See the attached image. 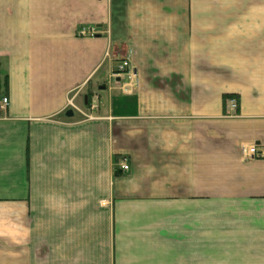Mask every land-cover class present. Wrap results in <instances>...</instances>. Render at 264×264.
Listing matches in <instances>:
<instances>
[{"label":"crops","instance_id":"1","mask_svg":"<svg viewBox=\"0 0 264 264\" xmlns=\"http://www.w3.org/2000/svg\"><path fill=\"white\" fill-rule=\"evenodd\" d=\"M4 98L0 264H264V0H0Z\"/></svg>","mask_w":264,"mask_h":264},{"label":"built area","instance_id":"2","mask_svg":"<svg viewBox=\"0 0 264 264\" xmlns=\"http://www.w3.org/2000/svg\"><path fill=\"white\" fill-rule=\"evenodd\" d=\"M83 35H91L93 36L95 34V30H90V31H85L82 33ZM114 77H119V78H126L129 80L130 82H135V74L133 72V69L131 67V62H130V56H128L126 59L123 60V62L121 63V65L118 67L117 71L113 73ZM135 91L138 92L139 91V87L136 83L135 86ZM8 104V100L4 99L3 100V108H5ZM70 106L73 107L74 109H76L77 111H79L81 113V111L73 104V102H70ZM237 108V100L236 99H232L230 100V111L233 112L235 111ZM88 118V117H87ZM256 155V148L254 146L252 147H244L242 149V156L244 159H248L250 157H254ZM122 168L124 170H128L129 167L126 164H123ZM103 204H105V202H103Z\"/></svg>","mask_w":264,"mask_h":264},{"label":"water","instance_id":"3","mask_svg":"<svg viewBox=\"0 0 264 264\" xmlns=\"http://www.w3.org/2000/svg\"><path fill=\"white\" fill-rule=\"evenodd\" d=\"M66 116H67L68 118H72V117H74V113H73V111H72V110H69V111L67 112Z\"/></svg>","mask_w":264,"mask_h":264},{"label":"rangeland","instance_id":"4","mask_svg":"<svg viewBox=\"0 0 264 264\" xmlns=\"http://www.w3.org/2000/svg\"><path fill=\"white\" fill-rule=\"evenodd\" d=\"M76 115H78V114H76Z\"/></svg>","mask_w":264,"mask_h":264}]
</instances>
